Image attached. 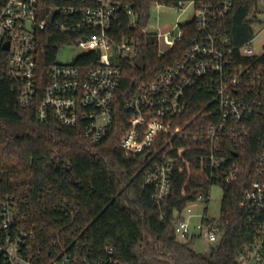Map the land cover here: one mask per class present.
Segmentation results:
<instances>
[{
    "label": "built area",
    "instance_id": "1",
    "mask_svg": "<svg viewBox=\"0 0 264 264\" xmlns=\"http://www.w3.org/2000/svg\"><path fill=\"white\" fill-rule=\"evenodd\" d=\"M185 2L178 1L175 9L180 11ZM189 2L195 8L190 44L177 61L125 99L127 125L120 146L143 164L141 187L154 185L158 206L170 198L174 173L186 175V204L180 212L174 210L177 237L186 242L196 234L181 212L199 201L208 203L215 186L222 189V205L223 185L240 179V157L261 130L254 178L238 204L255 237L236 264H264V41L259 48L253 45L264 34V0H258L249 16L252 36L240 45L221 24L236 0ZM149 19L150 10L140 14L128 0H0V75L17 84L23 106L39 99L38 119L54 117L61 125L80 126L91 143H99L118 117L123 63H135L141 34L156 36L160 56L190 34L182 26L189 21L178 24L177 34L151 33L145 28ZM47 30L66 40L56 43L55 54L68 43L81 53L74 61L55 58L45 79L38 56ZM132 52L134 58L128 55ZM161 217L166 219L167 213ZM220 218L221 208L218 217H201L200 235L210 244L217 245L224 234ZM38 233L14 196L0 199V264H120L112 247L107 257H95L74 239L45 250Z\"/></svg>",
    "mask_w": 264,
    "mask_h": 264
},
{
    "label": "trees",
    "instance_id": "2",
    "mask_svg": "<svg viewBox=\"0 0 264 264\" xmlns=\"http://www.w3.org/2000/svg\"><path fill=\"white\" fill-rule=\"evenodd\" d=\"M128 1L142 14L153 3L174 6L180 0ZM257 3L236 0L233 10L221 20L234 44L240 45L252 36L249 16ZM182 26L190 34L186 33L183 41L162 56L156 36L141 34L139 48L145 55L146 68L140 70L128 60L123 63L118 117L96 144L80 126L61 125L54 117L38 119L39 99L23 106L17 84L0 75V199L7 195L16 198L27 221L39 230L38 243L45 250L54 242L58 245L74 239L88 246L95 257H107L112 247V257L120 264H236L242 249L254 239L255 233L244 225L238 204L254 178L261 130L256 131L248 142V151L240 157V179L223 185L220 221L224 234L209 255L197 252L177 237L174 210L180 212L186 204L182 198L186 175L174 173L170 198L158 206L153 199L154 185L141 187L143 164L120 146L127 125L125 99L159 69L181 57L194 34L193 22ZM62 41L66 40L47 30L39 44L38 61L45 79L49 63L56 58V43ZM3 66L0 56V69ZM194 175H198L196 170ZM24 199H28V207ZM164 212L166 219L161 217Z\"/></svg>",
    "mask_w": 264,
    "mask_h": 264
},
{
    "label": "rangeland",
    "instance_id": "3",
    "mask_svg": "<svg viewBox=\"0 0 264 264\" xmlns=\"http://www.w3.org/2000/svg\"><path fill=\"white\" fill-rule=\"evenodd\" d=\"M194 5L187 1L182 5L180 11H177L174 6L167 5H152L150 9V19L145 28L151 33H167L173 32L177 34L179 27L178 24L190 21L194 16ZM255 30H259V26H255ZM264 41V34L259 36L253 45L259 48V45ZM81 51L73 44L68 43L61 46L56 54L57 62L74 61ZM131 58H134L136 53L132 52L128 54ZM221 187L215 186L213 188L210 201L197 202L195 205L185 208L181 215L189 220L190 231L192 234H196L195 237H191L189 241L190 246L199 253L209 255L212 248L216 247V244H210L202 235L200 228V220L203 215L208 217H218L220 214L221 200H222ZM191 234V235H192Z\"/></svg>",
    "mask_w": 264,
    "mask_h": 264
},
{
    "label": "water",
    "instance_id": "4",
    "mask_svg": "<svg viewBox=\"0 0 264 264\" xmlns=\"http://www.w3.org/2000/svg\"><path fill=\"white\" fill-rule=\"evenodd\" d=\"M49 20H52V16L49 18ZM4 48H8V43L4 44ZM135 66L140 69V70H145L146 68V62H145V55L142 51H140L139 55L137 56V58L135 59ZM147 155L143 156L141 161L144 162L146 159ZM166 264H171L168 261H165ZM148 264H156L153 261H148ZM187 264H195L194 262H188Z\"/></svg>",
    "mask_w": 264,
    "mask_h": 264
},
{
    "label": "flooded vegetation",
    "instance_id": "5",
    "mask_svg": "<svg viewBox=\"0 0 264 264\" xmlns=\"http://www.w3.org/2000/svg\"><path fill=\"white\" fill-rule=\"evenodd\" d=\"M164 264H166V263H164Z\"/></svg>",
    "mask_w": 264,
    "mask_h": 264
}]
</instances>
